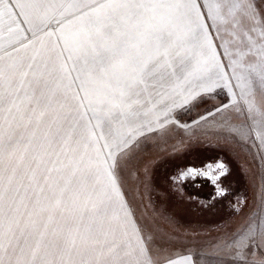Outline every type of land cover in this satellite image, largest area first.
Instances as JSON below:
<instances>
[{
    "label": "snow or ice",
    "instance_id": "obj_1",
    "mask_svg": "<svg viewBox=\"0 0 264 264\" xmlns=\"http://www.w3.org/2000/svg\"><path fill=\"white\" fill-rule=\"evenodd\" d=\"M193 110L264 161V0H0V264H264V176L207 257L138 211L131 177ZM231 172L217 155L168 179L220 201Z\"/></svg>",
    "mask_w": 264,
    "mask_h": 264
},
{
    "label": "rangeland",
    "instance_id": "obj_2",
    "mask_svg": "<svg viewBox=\"0 0 264 264\" xmlns=\"http://www.w3.org/2000/svg\"><path fill=\"white\" fill-rule=\"evenodd\" d=\"M221 98L211 100L208 106L210 107L212 103H216ZM196 116L195 110L182 113V123L189 125L188 130L176 129L168 138L165 151L160 152L157 148L151 149L144 157L145 163L155 160L157 156L163 159L149 167L147 172L141 171L139 177H131L130 185L135 193L139 213L163 228L166 236L176 242L178 250L191 251L194 257L196 254L207 257L210 253V245L214 241L224 239L231 229L237 228L243 217L232 214L230 218L225 213V205H220L221 201L211 203L212 206L206 207L204 205L207 203L202 204L197 200H190L189 193H197V189L194 186L183 189L182 192L185 193L183 194L171 187L168 176L175 174L176 166L197 165L206 157L219 155L228 162L232 170L228 184L234 182L236 188L244 191L243 198L247 200L244 213L246 215L256 210L259 204L264 161L260 160L255 150L236 152L218 146L211 126L197 129L192 123ZM193 131L195 135L192 134ZM143 192L151 195L150 197L144 195L148 201L155 200V198L157 201L161 200V206L165 210H149V204L146 206L143 202ZM222 259L228 260L229 257L225 255Z\"/></svg>",
    "mask_w": 264,
    "mask_h": 264
},
{
    "label": "flooded vegetation",
    "instance_id": "obj_3",
    "mask_svg": "<svg viewBox=\"0 0 264 264\" xmlns=\"http://www.w3.org/2000/svg\"><path fill=\"white\" fill-rule=\"evenodd\" d=\"M198 165L199 164H197L196 166H198ZM183 167H185V166H183ZM183 167H181V168H183ZM169 183L173 189H177L181 193H183L182 192L183 189H188L189 187L193 186L191 183H185L184 186L182 187L181 182H179V181L176 183H172L169 180ZM231 185H232V188H231ZM227 186L230 189V193H231L230 198H229V200H220L221 201L220 205H225V208H226L225 213L231 218L232 209L229 207V205H230V203H234L238 199H244L243 198L244 197V191L241 188H236L234 182L233 183L229 182V184ZM195 188L197 189V192H200L199 193V199L197 200L198 202H201L202 204L219 202V201H210V193L212 192V186L211 185H206V187L204 186L203 188H198V187H195ZM192 193L195 194L194 192H192ZM201 193H202V196H201ZM183 194H185V193H183Z\"/></svg>",
    "mask_w": 264,
    "mask_h": 264
},
{
    "label": "crops",
    "instance_id": "obj_4",
    "mask_svg": "<svg viewBox=\"0 0 264 264\" xmlns=\"http://www.w3.org/2000/svg\"><path fill=\"white\" fill-rule=\"evenodd\" d=\"M144 195L150 197L151 195L150 194H144L143 192V202L144 204L147 206L149 204V210H157V211H162V210H165L164 207H162L161 205V200L157 201V199L155 198V200L151 199V201H148V198L147 197H144ZM157 204V206H156Z\"/></svg>",
    "mask_w": 264,
    "mask_h": 264
}]
</instances>
